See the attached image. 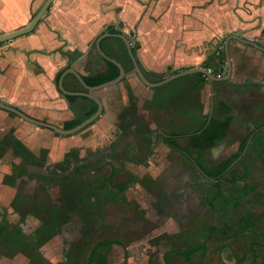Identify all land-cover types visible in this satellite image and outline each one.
Instances as JSON below:
<instances>
[{"label": "crops", "instance_id": "crops-1", "mask_svg": "<svg viewBox=\"0 0 264 264\" xmlns=\"http://www.w3.org/2000/svg\"><path fill=\"white\" fill-rule=\"evenodd\" d=\"M44 1L0 0V35L28 25ZM250 1L258 14L242 20L245 23L235 22H240L237 27L242 26L245 37L264 46V0ZM133 2L139 9L133 14L134 18L129 19L124 6L128 0H119V15L112 7L88 9V0H55L32 32L0 44V100L33 118L65 129L67 122L77 119L89 107L82 97L70 102L59 89L57 76L70 67H75L82 75L104 71L106 63L101 55L97 50L91 53L90 49L98 35L113 23L129 35L132 46L138 45L139 65L152 82L192 67H216L221 72L227 65L222 76L226 75L228 59L219 42L225 38V44L227 35L212 37V48L207 51V37L177 36L174 30L161 32V20H165L161 19L163 13L160 12L164 8L160 10L159 0ZM170 14L175 15V9ZM229 47L232 71L228 80H202L192 73L164 85L149 86L134 71L133 61L130 55L129 60L122 45L108 42L106 48L122 63L126 75L120 82L95 91L103 102V112L75 133H59L0 107V264H50L52 259L48 251L53 248L60 263H77L82 258L81 248L85 247L76 232V219L73 220L83 196L79 189L81 184L88 185L84 200L95 205L96 198L104 194L107 199L104 206L110 213L109 226L104 228L109 237L105 235L93 244L86 259L88 263L110 262L113 247L118 245L126 248H122L119 258V264H125L130 247L127 243L114 239L113 244L97 246L113 240L110 231L119 230L122 238L128 237L129 224L137 221L138 229L134 232L148 231L144 241L169 234V244L165 245H170L171 251L165 250L162 257L168 252L187 258L199 253L198 261L202 264L208 254L205 242L185 249L177 247L182 238L190 234L188 231H192L193 214L195 222L204 223L207 219L203 215L207 210L216 211L214 213L223 219L222 214H234L232 202L240 205L244 198V202L249 203L248 195L253 191L244 187L230 192V181L236 180L238 185L242 178L234 165L264 143L259 137L264 126L257 123V118L264 117V50L236 39L230 41ZM222 51L226 64L222 63ZM80 84L69 74L64 78V86L69 91H85ZM240 95L244 96L241 102L234 103V97ZM220 104L231 110L228 113L233 117L230 128L198 162L205 170L216 167L238 153L246 139L248 141L226 173L212 178L195 162V149L189 150L192 154L189 157L165 139L170 133H184L186 136L178 142L185 146L190 134L206 121L225 116L219 112ZM239 105L244 109V118L236 117ZM250 117L254 119H248ZM100 120L104 121V126L99 128V141H89L91 128ZM234 121L243 122L250 128L249 132L235 153L210 164L207 151L218 150L225 140L230 141ZM81 134H86V138ZM207 180L230 184L226 193L222 186L217 191L215 200L219 201V208L213 205L207 208ZM67 196L71 197L70 202L64 204L62 200ZM111 199L118 203L119 225H110ZM56 214L58 218L50 221ZM256 218V210L248 208L233 225L228 223L208 229L223 235L229 231L233 234L236 229L247 234L256 228ZM135 237L136 240L131 241L133 246L140 242ZM256 245V242L249 243V264H264V249L259 255ZM197 246H200L198 252L186 256V251Z\"/></svg>", "mask_w": 264, "mask_h": 264}, {"label": "rangeland", "instance_id": "rangeland-1", "mask_svg": "<svg viewBox=\"0 0 264 264\" xmlns=\"http://www.w3.org/2000/svg\"><path fill=\"white\" fill-rule=\"evenodd\" d=\"M121 1L125 0H120V2ZM133 1L134 0H128V4L124 5L126 11L125 16L129 19L134 18L133 14L136 12V10L139 9L138 4H135ZM109 2L110 4L108 5L107 3ZM159 4L160 10L164 8V11L160 12V14L163 13L161 19L165 20V22L161 20L163 22L161 26V32H172V30H174L177 32V36L192 35L202 38L207 37V51H210L212 48V37L223 38L225 35L228 36L231 32L237 30L238 28H242V26L237 27L238 23L240 22L236 23L235 21H245L248 18L253 17V15L258 14V12H254V7L251 5L250 0H159ZM111 7L114 8L117 15H119V0H101L100 3L99 0H88V9L90 8L92 10H99V8H102L104 10L110 9ZM173 9H175V15L170 14V11H173ZM177 20H180V23H177ZM242 23L245 22L242 21ZM224 40L225 38L219 42V45H224ZM262 41H264V38L262 39ZM90 50L91 53L95 54L96 46H91ZM226 68L227 65L223 67L224 73L226 72ZM249 90L253 92L251 89ZM246 91H244L243 93L246 94ZM243 97L241 95L235 96L233 102L240 103L242 100L241 98ZM240 105L238 106L239 109L237 111L236 117L244 118V109L241 108ZM248 119L252 120L254 118L250 117ZM257 119V123H262L261 125L264 126V117ZM103 122V120L97 121L95 123V126L91 128V134L89 135L88 139L89 141H99L98 137L100 135L98 134V131L99 128L102 127V125L104 126ZM232 125L233 133L228 138L230 139V141L225 140L222 146H219L217 148L218 150L212 149L207 151L208 162L210 164H215L221 159H224L227 156L235 153L239 145L241 144L242 139L247 135L250 129L246 128L243 122L234 121ZM261 125H259V127H261L260 129H262ZM86 129H88V127ZM83 131L87 132L89 130ZM81 136L86 138V134L85 136L84 134H81ZM259 137L264 142V132H261L259 134ZM81 141L85 140L82 139ZM234 167L237 170L238 176L242 178L238 181L240 190H243L245 187V189H251L253 191L248 195L249 203H245L244 198L241 199L242 203L240 205H236V203L232 202L231 200L230 203L232 202V206H234L232 207L234 210V214H222L224 216L223 219L219 218V216L214 213L216 211L212 212L207 210L205 211L206 214L203 215L207 219L206 222H204L205 224L195 222L196 215L194 213L192 216L193 224H191L192 231H188L190 234L185 238H182V243L177 246L179 247V249H185L187 247H190L191 245H198L205 242L207 244L206 247L208 248V254L202 264H239L242 261L243 263L240 264H249V259H247V254H250L249 243H257L256 250L259 252V255H261L264 249V143L257 147L255 150L246 153V157L243 160H239L234 165ZM245 174L246 177L242 176ZM207 181L208 182L205 186L207 191V208H209L210 205L219 208V201L215 200L217 191L219 187L222 186V190H224V192L226 193L227 188L230 186V184L227 181ZM116 184H118V181H116ZM79 189L80 193L83 196L80 198L78 204L79 207H76L78 211L74 213L75 216L73 217V220L76 219L75 223L78 226L76 232H78L82 240V245L85 247L81 248L82 258L79 259L77 263L68 262L67 264H92L88 263L86 259L90 254L93 244L97 242L98 239H103L105 235L106 238L109 237V234H105V232L107 231H104V228L109 226L108 215L110 213H108L107 207L104 206L105 201H107V199H105V196H103L104 194H102V197L96 198L95 205H92L91 203L83 204L84 202H86V198L84 200V197H86L85 194L86 191H88V185L84 184L83 186L81 184L79 185ZM106 196L112 198V196L108 194H106ZM70 199L71 197L67 196L64 197L62 201L64 202V204H68V202H70ZM114 200L111 199V201H113L111 209V221L113 225H119V209L118 207H116L117 202H115ZM226 200L228 201L227 197ZM248 208L256 210V219H258L259 221L255 229L249 230L251 232L245 234L244 231H238V229H236V231H233V234L232 231H229L227 235H223L221 232H213L208 229L212 226H222L223 224L228 223L230 225H233L235 222H237L240 216H242V214L247 211ZM130 211H132L131 208L128 210L129 215ZM55 213H60V211L55 210ZM133 216L136 219V216ZM128 217L129 220H131L130 216ZM57 218L58 215L56 214V216L50 218V221H54ZM84 225L89 228L87 232L82 228L84 227ZM205 227H207L206 230L204 229ZM110 232V234L112 235L111 239H120L123 243L125 242L128 244V246H130L127 250L125 264H201L198 261L199 253L193 255L191 258H187L178 253L168 252L164 257H162V252H164L165 250L171 251L170 245H165V243L169 244L168 233L163 236L164 238H155L148 242V240H143V237L148 234V231H140L138 233L133 231L128 237L124 236V238H122V231L117 230ZM206 234H209V237H207ZM135 236L139 238L140 242L136 246H133L131 245V241L133 240V238L134 241L136 240ZM113 248L114 252L111 254V261H107L104 264H119L120 253L123 254L122 248L124 247L114 245ZM53 249L54 250L50 249L48 251V257L52 259V262L49 263L64 264L60 263L59 260H57V256L55 255V248ZM83 249H85L84 252ZM124 249L126 250V248ZM221 255L222 258L220 259ZM260 257L261 256H259V258Z\"/></svg>", "mask_w": 264, "mask_h": 264}, {"label": "water", "instance_id": "water-1", "mask_svg": "<svg viewBox=\"0 0 264 264\" xmlns=\"http://www.w3.org/2000/svg\"><path fill=\"white\" fill-rule=\"evenodd\" d=\"M54 1L55 0H45L43 2V4L40 6V8L38 9V11L33 16L32 20L25 27L17 29V30L12 31V32H9V33H5V34L0 35V44L3 42L9 41L11 39H14L16 37H19L21 35L32 32L35 29V27L38 25V23L41 21L43 16L46 14V12L49 10V8L51 7V5ZM244 32H245L244 29L238 28L236 31L230 33L226 38V41L224 44L225 53H226V56L228 59V71H227L226 75L216 76L215 74L209 72L206 68L192 67V68L180 71L178 73L171 74V75L165 77L164 79H162L160 81H156V82L150 81L145 76V74L143 73V71L139 65L138 59L135 56V54L133 53L132 43H131V39H130L129 35H127L126 33H123V32L111 33L109 31H106V32L101 33L100 35H98V37L95 40L96 50L105 60L115 63L120 69V74L112 80H109V81H106L104 83L92 86V85H89L84 80L83 75L75 67H70L62 73V75L60 76V79H59V89L62 91V93L64 95H77V96H81V97H87V98L94 100L98 104V109L93 115H91L89 118H87L86 120H84L80 124L76 125L73 128H70V129H63L62 127H59V126L52 124L50 122H46V121H42V120H38L36 118H33V117L29 116L28 114H26L25 112H23L22 110H20L19 108L15 107V106H13V105L5 102V101L0 100V107L3 109L9 110L13 113L18 114L19 116H21L22 118H24L30 122L36 123V124L41 125V126L48 127V128L53 129L59 133H62V134L75 133V132H78L79 130L83 129L87 125L91 124L92 122H94L103 112V108H104L103 102L97 95H95V91L100 89V88L108 87V86H111V85H114V84L120 82L123 79V77L126 75V71H125V68L122 65V63H120L117 59L108 55L103 50L102 45H101L103 39L108 38V37H116V38L122 39L125 42L128 53H129V55L133 61L134 71L138 74L140 79L145 84H147L149 86H160V85H164V84H166V83H168L174 79H177L179 77H182V76L187 75V74H192V73H203L213 82L219 81V80H228L230 78L231 71H232V60H231L230 47H229V43L232 39H236L239 41H243V42L252 44V45L264 50V46L262 44L258 43L255 40H252L248 37H245L243 34ZM68 74L75 75L77 80L84 86V88L86 90L85 91H69V90H67L64 86V78Z\"/></svg>", "mask_w": 264, "mask_h": 264}, {"label": "trees", "instance_id": "trees-1", "mask_svg": "<svg viewBox=\"0 0 264 264\" xmlns=\"http://www.w3.org/2000/svg\"><path fill=\"white\" fill-rule=\"evenodd\" d=\"M117 25L118 24H116V23L110 24V25H108V27L103 32L109 31L111 33H120L121 30L118 29ZM110 41H116L117 43H120L122 45V48L125 49V54L129 57L128 51L123 46L124 43H123L122 39L116 38V37H108V38H105L102 40V43H101L102 48L108 55L113 57L112 54L106 48L108 42H110ZM93 46H94V44H93ZM132 49H133V53L137 57L138 45L137 44L133 45ZM101 58L106 63V69L104 71L91 73L90 75H83L84 80L89 85L94 86V85L104 83L106 81H109V80L116 78L120 74V69L115 63L105 60L102 56H101ZM221 58H222V63L225 64L226 59H225V54L223 51L221 53ZM117 60L119 61V59H117ZM129 60L131 61L130 57H129ZM221 69L223 70V68H221ZM223 72H224V70L219 72L218 68L213 67V73L214 74L223 73ZM61 74H62V72L58 74L57 81L59 80ZM196 74L198 76L202 77L201 78L202 80H208V77L206 75H204L203 73H196ZM69 76H72L74 78V80H76L79 83V81L77 80V78L74 75L69 74ZM66 98L70 102H74L77 99L81 98V96L66 95ZM82 98L88 102V107H89L88 110L83 112L77 119H73V120L67 122L64 125L65 129H70V128L75 127L76 125L80 124L81 122H83L84 120L89 118L91 115H93L97 111L98 104L94 100L87 98V97H82ZM219 106H220L219 112L224 114L225 116L223 118L212 117V119L210 121H206L197 131L190 134V136L186 140L185 146H181L178 142L181 138L186 136L184 133H170V134H168V137L165 139L172 147L176 148L179 151L184 152L189 157L192 156V154H190L189 150L195 149L197 151V157H195V162L197 164H199V167L203 172H205L209 177H212V178L226 173L227 169L231 166V164L242 154L244 147L246 145V142L248 141L246 139V141L241 146L238 153H236L233 156L229 157L228 159L224 160L222 163H220L216 167H213L211 169L207 168V170H205V167L200 162H198V161H200V159L203 158L207 149L216 145L218 142H220L227 135V132L230 128V124L232 122L233 117L228 113H230L231 110L228 106H225L222 104H220ZM188 147H189V149H188ZM230 182L232 183V186L229 188L231 190L230 192H238L240 188L237 185V181L232 180ZM113 243H115L114 240L103 241V242L99 243L97 248H99L100 245L103 246V244H113ZM199 250H200V246L193 247L189 251H186L185 254H186V256L189 257V256H192L193 254H195L196 252H198Z\"/></svg>", "mask_w": 264, "mask_h": 264}, {"label": "flooded vegetation", "instance_id": "flooded-vegetation-1", "mask_svg": "<svg viewBox=\"0 0 264 264\" xmlns=\"http://www.w3.org/2000/svg\"><path fill=\"white\" fill-rule=\"evenodd\" d=\"M83 204H88V202L86 201ZM257 221H258V219H257ZM129 223H130V220H129ZM136 223H137V221L135 223L132 222V223L129 224V226L127 228L128 235H130V233L135 230L136 226L138 225V223H137V225H136ZM110 225H113V224H110ZM82 228L85 229L86 232L89 230V228H87L86 225H84V227H82ZM111 228L113 229V227H111ZM136 229H138V228H136Z\"/></svg>", "mask_w": 264, "mask_h": 264}, {"label": "built area", "instance_id": "built-area-1", "mask_svg": "<svg viewBox=\"0 0 264 264\" xmlns=\"http://www.w3.org/2000/svg\"><path fill=\"white\" fill-rule=\"evenodd\" d=\"M224 48V45H222V47H221V49H223ZM221 52V50L220 51H218V53H220ZM206 69L209 71V72H211V73H213V68L212 67H206ZM214 74V73H213ZM223 73H217V74H215V75H218V76H221Z\"/></svg>", "mask_w": 264, "mask_h": 264}]
</instances>
